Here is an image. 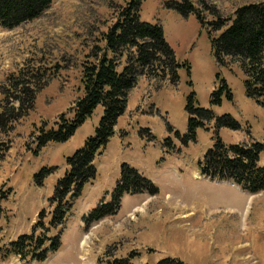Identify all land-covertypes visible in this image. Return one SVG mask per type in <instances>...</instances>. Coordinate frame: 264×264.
<instances>
[{
  "label": "rangeland",
  "instance_id": "374dc122",
  "mask_svg": "<svg viewBox=\"0 0 264 264\" xmlns=\"http://www.w3.org/2000/svg\"><path fill=\"white\" fill-rule=\"evenodd\" d=\"M127 1L53 0L39 18L12 30L0 28V89L22 68L54 75L37 94L29 115L6 134L0 132V148L9 145L0 159V264H105L108 250L117 259L134 254L132 264L165 258L184 264H264V190L251 196L199 175V163L213 145L214 122L207 130L198 129L195 141L182 143L191 94L199 108L218 117L229 115L240 125V131L219 130L225 145L256 142L264 147V107L245 97L244 75L236 64H216L211 38L221 33L211 35L194 15L184 18L167 10V3L179 0H143L139 15L141 22L161 26L176 61L188 65L190 73L179 69L175 85L138 79L113 136L95 157V179L84 186L65 224L48 234L60 236L57 252L36 262L11 251L20 236L42 238L47 233L54 210L49 199L64 176L66 159L95 133L103 114L100 106L68 141L37 149L40 128L55 129L61 115L72 118L74 103L82 97V66L94 62L95 49L104 48L103 35ZM206 1L230 18L237 7L264 0ZM205 19L213 20L209 15ZM217 74L233 100L211 107ZM2 100L0 94V104ZM167 139L172 147L164 146ZM122 164L137 170L157 194L124 196L116 215L85 231L83 217L113 190ZM259 165L264 168V152ZM44 169L52 172L39 187L35 176Z\"/></svg>",
  "mask_w": 264,
  "mask_h": 264
},
{
  "label": "trees",
  "instance_id": "16d2710c",
  "mask_svg": "<svg viewBox=\"0 0 264 264\" xmlns=\"http://www.w3.org/2000/svg\"><path fill=\"white\" fill-rule=\"evenodd\" d=\"M52 1L0 0V28L12 30L39 18ZM142 1L128 0L120 8L115 23L103 35L104 48L95 49L92 53L94 62L82 66V97L74 103L72 118L66 119L61 115L55 129H39L40 135L36 137L38 150L48 143L68 141L97 107L103 110L94 135L86 139L80 150L66 159L64 176L57 181L49 199L54 210L47 233L42 238H35L34 234L20 236L11 243V251L22 260L28 258L43 262L49 254L58 251L60 236L50 237L48 234L65 224L74 201L81 195L84 186L95 179V157L101 154L113 136L117 121L124 114L129 94L136 87L138 79L145 77L175 85L179 69L184 68L187 74L190 73L188 65L176 61L174 52L164 39L161 26L141 22L139 12ZM166 8L184 18L194 15L202 27L208 26L211 35L221 33L211 38L216 64L220 68L229 63L236 64L244 75L245 97L264 107V1L241 5L230 18L220 16L219 11L206 0H199L196 4L191 0L173 1L167 3ZM206 15L213 20L206 21ZM53 76L45 77L39 69L29 71L22 68L13 76L14 80H6V87L0 89L3 97L0 104L1 133L6 134L12 124L29 115L34 109L37 94ZM215 81L216 86L210 96L211 107L220 106L223 99L233 100L231 90L219 74ZM185 114L187 135L182 139L185 145L195 141L198 129L207 130L206 125L214 122L213 145L199 163L201 177L210 181L232 182L249 195H257L264 190V168L259 165L260 156L264 152L261 144L249 142L225 145L218 135L219 130L225 128L240 131V125L229 115L218 117L210 109L199 108L194 94L187 100ZM143 132L152 138L148 130ZM175 136L180 138L177 132ZM164 146L172 147L171 140L167 139ZM8 149L9 145L0 148V159ZM51 172L52 169H44L37 174V186L41 187ZM139 194L154 196L157 190L137 170L122 164L113 190L106 193L83 217L84 230L89 231L92 225L116 215L124 196ZM105 257V264H132L134 254L117 259L108 250ZM98 263L102 264L100 260ZM156 264L184 263L178 259L165 258Z\"/></svg>",
  "mask_w": 264,
  "mask_h": 264
}]
</instances>
